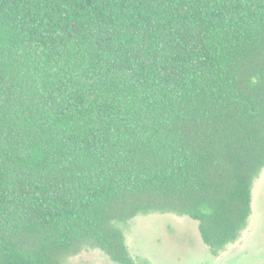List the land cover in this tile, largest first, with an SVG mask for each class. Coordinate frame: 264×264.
<instances>
[{
	"label": "trees",
	"instance_id": "16d2710c",
	"mask_svg": "<svg viewBox=\"0 0 264 264\" xmlns=\"http://www.w3.org/2000/svg\"><path fill=\"white\" fill-rule=\"evenodd\" d=\"M263 169L264 0H0V264H136L157 211L218 255Z\"/></svg>",
	"mask_w": 264,
	"mask_h": 264
},
{
	"label": "rangeland",
	"instance_id": "374dc122",
	"mask_svg": "<svg viewBox=\"0 0 264 264\" xmlns=\"http://www.w3.org/2000/svg\"><path fill=\"white\" fill-rule=\"evenodd\" d=\"M252 215L238 239L218 255L201 244L198 223L174 213L140 214L122 228L136 264H264V169L253 183ZM63 264H117L98 248L85 247Z\"/></svg>",
	"mask_w": 264,
	"mask_h": 264
}]
</instances>
